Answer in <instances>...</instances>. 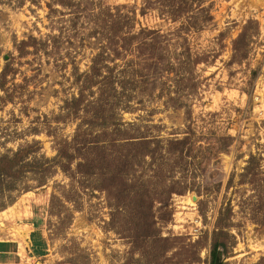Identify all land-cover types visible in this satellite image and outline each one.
Segmentation results:
<instances>
[{"label":"rangeland","instance_id":"obj_1","mask_svg":"<svg viewBox=\"0 0 264 264\" xmlns=\"http://www.w3.org/2000/svg\"><path fill=\"white\" fill-rule=\"evenodd\" d=\"M202 6L212 16L205 22ZM117 12L128 14L134 33L157 30L175 65L148 68L142 55L143 72L137 65L128 73L134 86L117 84L118 117L164 141L194 131L174 178L189 187L155 202L152 239L135 238L143 227L135 198L111 187L103 169L87 177L77 172L79 155L71 170L53 160L58 141L88 114L69 101ZM177 16L161 0H0V75L7 68L11 94L0 86V157L34 146L0 177V264H214L215 240L220 264H264V0L196 2ZM191 16L198 23L183 26ZM247 24L248 54L232 62ZM137 53L108 50L107 64L122 74ZM84 90L97 97V86ZM226 136L229 145L217 150ZM33 232L47 244L44 255L33 250Z\"/></svg>","mask_w":264,"mask_h":264},{"label":"trees","instance_id":"obj_2","mask_svg":"<svg viewBox=\"0 0 264 264\" xmlns=\"http://www.w3.org/2000/svg\"><path fill=\"white\" fill-rule=\"evenodd\" d=\"M161 1L167 7L170 17L177 20V15L182 12L183 6L196 2L202 5L207 0ZM201 11L203 13L200 18L201 22L212 18L209 7L202 6ZM109 15L111 22H108L107 25V44L102 45L101 50L93 57L90 71L78 74V79L83 84H81L79 95L73 96L69 101L75 111H78L83 104L84 110L88 109V114L78 124L71 139L58 141V156L53 160L56 162L64 161L62 166L71 170L68 165L69 162L75 158V155H79L80 161L77 172L87 177L96 176L95 169H103V173L107 174L108 180H110L111 187L120 185L127 195H133L135 198L133 200L136 205L134 212L140 221V225L143 226L142 231L135 230V238L152 239L157 236L155 202L164 203L166 202L165 199L173 192H182L186 187H189L187 184L179 186L182 182L174 178L178 167L184 169V166L180 165L181 160L190 156L191 148L189 146L194 131L189 130L183 138H169L164 141L157 136L143 134L139 127L136 128L131 124L126 125L118 117L117 109L121 94L129 84L134 86V79L128 75L129 70H134V73H137L135 67L138 65L140 68L138 72H143L141 70L143 67L140 66L142 55H147L143 59L148 68L151 66L158 67L167 59V56L161 47L160 33L157 30L141 28L139 32L134 33L131 31L134 26L128 25L126 28V19L130 18L128 14L117 12ZM193 20H197V17L187 18V24H183V26L193 27L198 23ZM249 25H245L244 30L233 42L232 62L246 58L248 54L249 43H247L246 37ZM125 28V34H120L119 31L121 32ZM31 39L34 40L33 37ZM28 42V40H22L19 43L21 53L25 51ZM129 49L138 51L135 55L136 59L128 61L125 64L126 67L124 66L123 71L120 72L122 74H119L118 63H114L113 66L107 64L108 50L112 51L115 56L121 57L123 52ZM183 56L184 58L179 59L180 62H185L191 58L189 53ZM167 61V70L175 66L171 60L167 59ZM9 65L7 64V67ZM8 74L7 68L1 72L0 86L10 97L11 94L6 88ZM88 83L90 86H87ZM117 84L123 88L121 93L118 91ZM93 85L98 88L97 97L90 95L91 98L86 99L87 94L84 89ZM222 139L224 144H221L220 147L216 146L217 150L226 148L229 145L227 141L231 137L226 136ZM33 147V145L22 147L12 156L2 155L0 157V177L10 175L12 169L22 164V161L31 155ZM186 147L190 152H185ZM25 165L28 166L29 163L27 162ZM34 225L38 226L39 223L35 222ZM221 244L219 240H215L212 250L214 262L218 256V247ZM46 245L40 234L37 235L36 232H33L32 247L35 254L44 255Z\"/></svg>","mask_w":264,"mask_h":264},{"label":"water","instance_id":"obj_3","mask_svg":"<svg viewBox=\"0 0 264 264\" xmlns=\"http://www.w3.org/2000/svg\"><path fill=\"white\" fill-rule=\"evenodd\" d=\"M214 264H220V257L217 256Z\"/></svg>","mask_w":264,"mask_h":264}]
</instances>
